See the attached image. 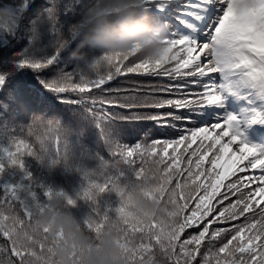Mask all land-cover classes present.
Returning <instances> with one entry per match:
<instances>
[{"label": "snow or ice", "instance_id": "obj_1", "mask_svg": "<svg viewBox=\"0 0 264 264\" xmlns=\"http://www.w3.org/2000/svg\"><path fill=\"white\" fill-rule=\"evenodd\" d=\"M132 6L157 23L155 57L92 48L69 57L86 9L112 11L105 0L0 3V264H51L49 228L31 224L56 189L24 161L67 165L70 139L82 146L90 130L99 164L82 171L77 197L95 205L111 191L119 202L80 224L98 235L115 223L128 264H264V151L233 114L220 115L232 85L264 101V0ZM256 121L264 112L253 108L247 123ZM13 165L19 178L2 179Z\"/></svg>", "mask_w": 264, "mask_h": 264}, {"label": "clouds", "instance_id": "obj_2", "mask_svg": "<svg viewBox=\"0 0 264 264\" xmlns=\"http://www.w3.org/2000/svg\"><path fill=\"white\" fill-rule=\"evenodd\" d=\"M133 2L105 0L112 11L99 15L92 8L86 9L82 18L84 26L76 47L68 52L69 57L75 58L77 50L83 48L121 55L135 50L139 58L155 57L161 46L157 23L149 13L132 6ZM5 15L0 10V17ZM66 196L62 189H56L50 197V207L38 211L31 224L33 230L49 228L51 264H128L115 223L107 224L98 235H93L69 210ZM146 206L155 208L152 204ZM57 232H62V237L57 238Z\"/></svg>", "mask_w": 264, "mask_h": 264}, {"label": "trees", "instance_id": "obj_3", "mask_svg": "<svg viewBox=\"0 0 264 264\" xmlns=\"http://www.w3.org/2000/svg\"><path fill=\"white\" fill-rule=\"evenodd\" d=\"M2 2H6V0H0V3ZM33 2L42 4L46 3L47 0H33ZM66 2H68V0H66ZM84 2H89V0H84ZM95 137V130H90L82 146L76 145L73 140L70 139L69 143L71 147L67 165L64 161H58L56 165L50 166L49 160L37 161L32 157H26L24 161L25 167L30 170L32 176L37 181H41L54 189H62L70 197L75 199V204L69 206V210L79 221L86 215L94 214L93 208H96V210L101 213L108 210L109 214L114 215L112 209H114L119 202L117 194L111 191L100 193L96 198L95 205H93L90 200L77 197V193L82 191V186L86 185L82 171L96 169L99 164V160L94 154ZM153 138L159 139L169 137L157 134ZM224 141L226 142L225 139ZM0 143H6V141H0ZM233 150L236 151L235 148H233ZM249 174H251V170H249ZM20 175L21 173L17 170L16 166L13 165L6 168L2 179L15 180L18 179ZM223 190L224 189H222V191Z\"/></svg>", "mask_w": 264, "mask_h": 264}, {"label": "rangeland", "instance_id": "obj_4", "mask_svg": "<svg viewBox=\"0 0 264 264\" xmlns=\"http://www.w3.org/2000/svg\"><path fill=\"white\" fill-rule=\"evenodd\" d=\"M233 88V86H231ZM226 94V92L224 93ZM225 97V95H224ZM248 99V98H247ZM250 100H246L248 103V107L257 109L258 111H263L264 101L258 102V98L253 94L252 97H249ZM239 104L236 103V101L232 102L231 104H225L224 100L222 101V108L221 110L229 109L232 110L230 113L233 114L239 123L241 124V131L243 132V136L245 138V141L250 144V146H255L257 151H264V142H260L255 135L252 133L250 129V125L245 121L246 114L243 113V111L238 112L237 106ZM262 105V106H261ZM254 123H258L256 126L261 127V130H264V122L256 121ZM256 132V131H255ZM235 148L238 147V145H234Z\"/></svg>", "mask_w": 264, "mask_h": 264}]
</instances>
